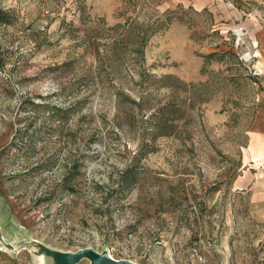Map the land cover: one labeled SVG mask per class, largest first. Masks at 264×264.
<instances>
[{
    "label": "rangeland",
    "instance_id": "374dc122",
    "mask_svg": "<svg viewBox=\"0 0 264 264\" xmlns=\"http://www.w3.org/2000/svg\"><path fill=\"white\" fill-rule=\"evenodd\" d=\"M264 0H0V264H264Z\"/></svg>",
    "mask_w": 264,
    "mask_h": 264
},
{
    "label": "water",
    "instance_id": "95a60500",
    "mask_svg": "<svg viewBox=\"0 0 264 264\" xmlns=\"http://www.w3.org/2000/svg\"><path fill=\"white\" fill-rule=\"evenodd\" d=\"M85 257L89 258L92 264H133L131 261L128 260H123V261L112 260L92 247L81 249L78 252L77 254L78 259H82Z\"/></svg>",
    "mask_w": 264,
    "mask_h": 264
},
{
    "label": "crops",
    "instance_id": "0c3cea01",
    "mask_svg": "<svg viewBox=\"0 0 264 264\" xmlns=\"http://www.w3.org/2000/svg\"><path fill=\"white\" fill-rule=\"evenodd\" d=\"M255 130H261V134H264V105L261 107V111L259 112V116L254 125Z\"/></svg>",
    "mask_w": 264,
    "mask_h": 264
}]
</instances>
